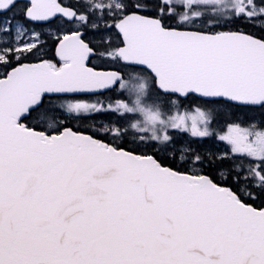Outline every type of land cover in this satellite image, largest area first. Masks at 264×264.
Here are the masks:
<instances>
[{
    "label": "snow or ice",
    "instance_id": "1",
    "mask_svg": "<svg viewBox=\"0 0 264 264\" xmlns=\"http://www.w3.org/2000/svg\"><path fill=\"white\" fill-rule=\"evenodd\" d=\"M0 264H264V0H0Z\"/></svg>",
    "mask_w": 264,
    "mask_h": 264
},
{
    "label": "rangeland",
    "instance_id": "2",
    "mask_svg": "<svg viewBox=\"0 0 264 264\" xmlns=\"http://www.w3.org/2000/svg\"><path fill=\"white\" fill-rule=\"evenodd\" d=\"M129 83H130V82H129ZM129 83H128V84H129ZM140 83H141V79H140L138 82L133 83V84H132V89H131V88H129V89H131V90H135V88H136ZM145 91H147V86L145 87ZM152 103H153V105L155 106V102L153 101Z\"/></svg>",
    "mask_w": 264,
    "mask_h": 264
}]
</instances>
